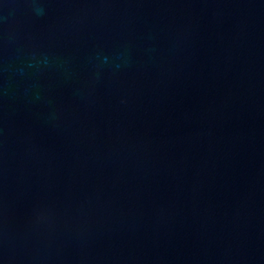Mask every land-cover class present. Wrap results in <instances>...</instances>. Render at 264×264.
<instances>
[{
  "label": "water",
  "instance_id": "1",
  "mask_svg": "<svg viewBox=\"0 0 264 264\" xmlns=\"http://www.w3.org/2000/svg\"><path fill=\"white\" fill-rule=\"evenodd\" d=\"M0 264H264V0H0Z\"/></svg>",
  "mask_w": 264,
  "mask_h": 264
}]
</instances>
